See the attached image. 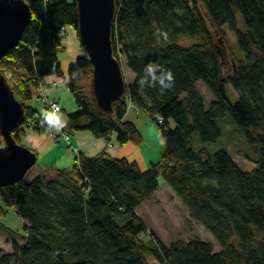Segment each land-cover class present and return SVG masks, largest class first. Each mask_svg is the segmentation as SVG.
<instances>
[{"label": "trees", "instance_id": "1", "mask_svg": "<svg viewBox=\"0 0 264 264\" xmlns=\"http://www.w3.org/2000/svg\"><path fill=\"white\" fill-rule=\"evenodd\" d=\"M24 1L31 20L19 45L0 60L1 74L24 107L12 131L16 141L21 144L28 129L49 132L43 114L29 103L41 100L46 77L57 75L78 105L62 118L60 134L88 130L97 138L114 133L120 145L140 143L137 124L125 118L133 103L157 120L163 150L146 170L102 151L80 154L50 182L37 176L0 187V200L25 220V243H12L11 252L0 249V264H264V0H114L113 52L120 62L125 58L134 78L127 82L124 75V93L111 112L95 103L93 64L82 44L83 54L67 73L62 69L60 32L71 26L80 40L77 1ZM238 12L245 30L238 27ZM224 26L235 32L244 58L229 50ZM158 28L168 33L167 42L157 41ZM184 37L199 42L184 45ZM228 51L230 68L224 63ZM152 62L174 73L173 88L163 94L138 84ZM199 81L214 97L208 106ZM229 85L239 93L234 100ZM226 115L257 156L252 171L240 168L226 150L193 146L194 135L202 142L217 140L223 133L218 119ZM160 175L220 250L200 237L165 242L148 228L138 207L154 197ZM0 233L15 234L1 222Z\"/></svg>", "mask_w": 264, "mask_h": 264}, {"label": "rangeland", "instance_id": "2", "mask_svg": "<svg viewBox=\"0 0 264 264\" xmlns=\"http://www.w3.org/2000/svg\"><path fill=\"white\" fill-rule=\"evenodd\" d=\"M236 18L239 29L245 30L240 12L236 14ZM223 30L225 31V41L229 50L236 57L244 58L245 54L238 46L235 32L230 30L228 26H224ZM181 42L184 45H191L199 42V39L184 37ZM76 59L77 57H72L70 55L69 50L60 54V60L64 73H67L69 64L74 62ZM120 60L122 61L121 64L126 81L130 82V80H133L134 74L127 67L126 60L122 55ZM224 63L226 68H230L231 63H233V56L229 51L226 52V55L224 56ZM197 86L204 97L206 105L208 106L214 99L212 93L202 81H199ZM64 87L66 89L65 85ZM69 93L67 94L69 95ZM228 93L232 100L235 99L234 97H239L238 91L232 85H229ZM68 95L65 98L66 101L64 99L62 101V104H65V111L59 113L62 118L65 117L66 113L73 112L78 109L75 99L73 100L75 106L68 107ZM29 105L38 109L42 114L45 112H52V109L47 108L37 97H35ZM127 117L132 119V121L137 124L143 136V140L140 143L129 141L122 145L119 144V147H122V149L120 154H116V157H126L130 161L137 162L142 170H146L152 162H158L162 155L163 139L157 120L142 110L136 112V109L132 106L129 108ZM157 117L159 118V116ZM218 122L222 127L223 133L217 140L202 142L199 140L197 135H194L193 146L196 148L203 146L211 151H217L219 149L226 150L230 154H233V159L240 168H243L246 171H252L257 166V162L255 160V157L257 156L248 146L244 131L229 115L219 118ZM170 124L174 127V120H171ZM68 133L71 135V132ZM51 137L53 139L52 141H55L54 150L50 149L44 153L43 148H46L47 145L38 151L33 149V147H29L37 153L38 160L25 175L26 181H32L37 176L43 177L45 182L52 181L47 180L48 178H53V180L59 178H57V175L50 171L49 168L45 167H47V165L53 169L63 167L65 159H59L57 157L62 156L61 151H70L69 153L71 154L73 152L69 150L70 142L63 134L55 132L52 133ZM21 144L23 143L21 142ZM5 146V138L0 129V148H4ZM159 181L160 188L154 194V197L151 200L145 201L138 207V212L145 220L148 228L155 231L165 242H171L177 238L189 240L192 237H200L204 240L213 242L216 251L220 250V246L215 240L213 234L208 231L202 223L193 220L190 217V210L183 204L176 192L161 175L159 177ZM61 189H64L65 191L68 190L65 187H62ZM0 206L4 211V214L0 218V222L15 233L13 236L0 233V249L6 253L12 251V243L16 242L19 245L25 243V220L19 216L15 207L8 206L3 200H0Z\"/></svg>", "mask_w": 264, "mask_h": 264}, {"label": "water", "instance_id": "3", "mask_svg": "<svg viewBox=\"0 0 264 264\" xmlns=\"http://www.w3.org/2000/svg\"><path fill=\"white\" fill-rule=\"evenodd\" d=\"M76 1L80 42L93 64V97L101 109L111 112L113 101L125 89L122 64L114 55L111 40L115 3L114 0ZM31 17L30 6L24 0H0V60L19 45ZM23 113L22 103L0 72V129L6 142V146L0 148V187L25 178L38 160L35 151L18 143L12 135Z\"/></svg>", "mask_w": 264, "mask_h": 264}, {"label": "crops", "instance_id": "4", "mask_svg": "<svg viewBox=\"0 0 264 264\" xmlns=\"http://www.w3.org/2000/svg\"><path fill=\"white\" fill-rule=\"evenodd\" d=\"M65 34H64V45H65V53L67 50L70 51V55L72 57H78L83 54V49L81 47L80 40L77 35V31L71 27L66 26L64 28ZM132 81V80H130ZM43 86L44 93L49 97L53 99H57L62 104L63 99L67 97V93L70 92L68 87L65 84V79L63 76H57V75H50L46 77ZM47 85V86H46ZM49 85V86H48ZM66 86V89L64 87ZM68 107L75 106L74 104V98L72 97L71 93H69L67 98ZM72 100V101H71ZM66 101V100H65ZM76 102V101H75ZM77 104V103H76ZM46 106V105H45ZM65 104L61 105L62 111H65ZM130 106L134 107L136 109V112H138L140 109L133 103H130ZM47 107V106H46ZM49 108V107H47ZM130 108V107H129ZM50 111V110H49ZM53 111V110H52ZM129 111V110H128ZM51 112V111H50ZM128 116V113L126 114L125 118L130 119ZM68 133V132H66ZM69 134V133H68ZM52 133L50 132H36L33 129H28L22 136V143L27 147H33L36 151L43 148L44 153L50 149H55V141L52 140ZM70 139V145L69 150H71L73 153H69L70 151H61L62 156L57 157L59 159H65L64 166L61 168H55L47 167L50 171L55 173L57 175V178L59 177V171L61 169L67 168L75 164L78 160L77 154L74 152V147H77L80 149V152H82L85 156H94L102 151H105L106 153L110 154L111 156L116 157V154H120L122 147H119V143L116 141V135L113 133L109 137V141H111V145L108 144V142L103 138H97L95 137L90 131L88 130H78L71 132V135L69 134ZM58 141V140H57ZM39 153V152H38ZM56 178V176H55ZM47 179V178H46ZM45 179V180H46ZM47 180H53V178H48Z\"/></svg>", "mask_w": 264, "mask_h": 264}, {"label": "clouds", "instance_id": "5", "mask_svg": "<svg viewBox=\"0 0 264 264\" xmlns=\"http://www.w3.org/2000/svg\"><path fill=\"white\" fill-rule=\"evenodd\" d=\"M157 41L160 42L161 38L163 42H167L168 33L162 29L156 30ZM175 83L174 73L170 69L164 68L158 63H148L143 69V75L140 77L138 84L141 89L147 87H158L161 94L165 91L173 88ZM44 123L48 126L50 133L59 132L64 123L61 115H59V109L56 108L52 112H45L42 116Z\"/></svg>", "mask_w": 264, "mask_h": 264}, {"label": "built area", "instance_id": "6", "mask_svg": "<svg viewBox=\"0 0 264 264\" xmlns=\"http://www.w3.org/2000/svg\"><path fill=\"white\" fill-rule=\"evenodd\" d=\"M61 35L64 36L65 34V31L64 29L60 32ZM41 100L48 106L50 107L53 111L58 108L59 109V112L61 111V105L59 103V101L57 99H52V98H49L43 91L41 92ZM160 122H163V118L160 117L159 118ZM65 138L70 142V139H69V135L68 134H65ZM109 145H111V141H108L107 139H105ZM74 152L77 154L78 156V159H79V156H80V149L77 148V147H74Z\"/></svg>", "mask_w": 264, "mask_h": 264}, {"label": "bare ground", "instance_id": "7", "mask_svg": "<svg viewBox=\"0 0 264 264\" xmlns=\"http://www.w3.org/2000/svg\"><path fill=\"white\" fill-rule=\"evenodd\" d=\"M43 92H44V91H43ZM52 99H53V98H52ZM49 108H50V107H49ZM60 112H61V111H60ZM60 112H59V113H60ZM65 134H68V133H63L64 136H65ZM68 135H69V134H68Z\"/></svg>", "mask_w": 264, "mask_h": 264}]
</instances>
